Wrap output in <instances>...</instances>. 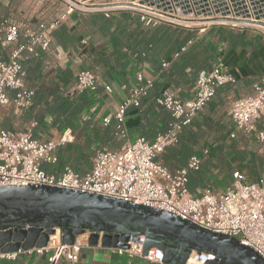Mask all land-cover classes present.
<instances>
[{
  "label": "crops",
  "instance_id": "crops-1",
  "mask_svg": "<svg viewBox=\"0 0 264 264\" xmlns=\"http://www.w3.org/2000/svg\"><path fill=\"white\" fill-rule=\"evenodd\" d=\"M70 3L69 0H0V60L7 61L10 51L24 41L22 31L16 41H4L3 18L20 30L36 29L42 22L55 20ZM263 48L264 36L249 28L214 25L198 33L195 28L164 22L147 26L130 7H119L107 13L77 9L52 29L46 52L39 57L20 59L24 83L34 90V104L21 112L11 106L0 109V126L18 132L27 130L35 122L33 135L44 140H57L61 132L70 128L73 139L56 150L62 159L58 158L56 165L46 168L55 173L65 165H73L72 153L82 159L76 165L83 174L90 169L97 150H118L123 144L124 141L108 131L109 124L104 125L102 118L112 114L128 94L135 83L137 69L142 68L146 77L154 79L155 92L167 88L180 98L188 99L193 95L198 71L211 68L215 61L223 63V59H235L240 51L248 57L257 52L243 71L239 67L225 66L236 77V82L219 87L183 130L179 142L157 156L170 171L183 167L189 157L199 156L198 169L188 171L190 192L199 195L209 188L221 193L233 184L237 173L243 175L245 181H254L264 168L263 144L253 135L237 130L229 111L235 99L253 94L252 85L264 78ZM135 53L144 55L134 57ZM175 53H178L176 58ZM170 58L174 60L168 66L159 65L166 60L170 62ZM81 69L94 71L99 85L93 93L84 91L72 95ZM122 84L126 88H122ZM104 85H110L111 91H105ZM125 123L128 139L143 136L152 140L165 129V112L158 108L150 94L142 100L140 108L127 109ZM63 157L66 158L63 160ZM50 253L21 252L14 260L0 261V264H51ZM55 264L149 263L101 244L92 246L85 242L73 262L60 258Z\"/></svg>",
  "mask_w": 264,
  "mask_h": 264
},
{
  "label": "built area",
  "instance_id": "built-area-1",
  "mask_svg": "<svg viewBox=\"0 0 264 264\" xmlns=\"http://www.w3.org/2000/svg\"><path fill=\"white\" fill-rule=\"evenodd\" d=\"M125 0H100L96 4H112L95 9H85L73 3L49 23H40L36 29L25 28L24 41L10 51L7 61L0 60V109L13 107L17 112L33 103L34 90L24 83L25 73L21 58L39 57L49 49L52 29L59 20L74 10H114ZM94 3V2H91ZM139 13L145 25L161 22L195 28L198 33L210 26L226 25L256 29L264 36V0H140L139 7H130ZM5 42H14L19 36L17 25L1 22ZM190 42V41H189ZM184 48H182L183 50ZM178 53L174 54V58ZM169 65L168 61L162 66ZM135 83L120 101L116 110L102 118L107 125L115 119L118 128L124 122L126 110L137 106L139 98L151 85L142 68L134 73ZM98 76L90 69H81L76 75L71 92H93ZM236 77L218 61L209 69L198 71L191 98L181 100L171 92H164L157 103L171 115L170 129L152 140L142 136L128 139L124 130L118 136L125 139L118 150L101 148L92 157L91 167L83 174L70 166H63L55 173L46 166L56 165L57 147L70 142L73 133L66 128L57 140L38 139L33 135L35 122L25 131H10L0 126V187L6 185H47L52 187L96 193L134 204L170 212L212 232L236 238L250 247L264 261V168L254 181H245L237 173L233 184L221 193L205 189L194 195L188 188L189 169H198L200 157L191 156L186 164L174 171L156 161L166 146L177 142L176 132L188 125L207 104L218 87L234 84ZM126 88L125 84L121 85ZM253 94L235 99L229 108L237 130L253 135L264 146V78L252 85ZM8 90L12 91L11 94ZM104 90L111 91L110 85ZM89 232L75 237L72 244H62L59 230L50 235L44 247L27 250L1 251L0 261L14 260L21 252L44 254L51 251L48 261L57 263L60 258L73 262L80 248L87 242ZM145 237L129 238L127 248L108 247L119 254L145 260L149 264H165L161 249L152 247L144 254ZM216 259L211 253L191 251L185 264H206Z\"/></svg>",
  "mask_w": 264,
  "mask_h": 264
},
{
  "label": "water",
  "instance_id": "water-1",
  "mask_svg": "<svg viewBox=\"0 0 264 264\" xmlns=\"http://www.w3.org/2000/svg\"><path fill=\"white\" fill-rule=\"evenodd\" d=\"M95 9L112 4L69 0ZM140 0L116 2L139 7ZM59 230L62 244H72L89 232V245L127 248L129 238L145 237L144 254L161 249L165 264H185L191 251L211 253L206 264H264L261 257L236 238L212 232L166 211L129 201L47 185L0 187V250H27L47 245Z\"/></svg>",
  "mask_w": 264,
  "mask_h": 264
},
{
  "label": "trees",
  "instance_id": "trees-1",
  "mask_svg": "<svg viewBox=\"0 0 264 264\" xmlns=\"http://www.w3.org/2000/svg\"><path fill=\"white\" fill-rule=\"evenodd\" d=\"M4 20H6L7 22H8V19H6V18H3L2 20H1V22L2 21H4ZM10 23V22H9ZM152 25H156V24H152ZM152 25H147V26H152ZM21 31L23 32V30H20L19 29V34L21 33ZM180 49V48H179ZM180 51V50H179ZM140 55H144V53H135L133 56L135 57H138V56H140ZM176 58V57H175ZM172 60H174L173 58H170V62L169 63H172L173 61ZM167 61V60H166ZM172 61V62H171ZM215 61V60H214ZM217 63V61H215V62H213V64H212V66L213 65H215ZM159 65H161L162 66V63H160ZM163 67V66H162ZM23 69V68H22ZM159 69H161V68H159ZM24 71V70H23ZM94 72V71H93ZM95 73V72H94ZM96 74V73H95ZM97 75V74H96ZM149 78H152V77H149ZM153 79V78H152ZM196 79V78H195ZM194 82H195V80H194ZM98 83H99V81H98ZM154 79L152 80V83H151V85L146 89V92H145V94H143L140 98H139V104L137 105V106H130V107H134V108H140L141 107V102H142V100L145 98V97H149L150 96V94H151V96H152V100L154 101V103L158 106V108H160L161 110H163V112H165V129L163 130V131H161V132H159V133H157L155 136H157V135H159V134H165V133H167L168 131H169V129H170V122L172 121V117H171V115H170V113L164 108V107H162V106H160L158 103H157V99L160 97V96H162V94L164 93V92H171V93H173L171 90H169V89H162V90H160V91H157V92H155V86H154ZM98 85L99 84H97V87H98ZM193 86H194V84H193ZM221 87V86H220ZM219 88V87H218ZM217 88V89H218ZM97 89V88H96ZM96 91V90H95ZM94 92V91H93ZM92 92V93H93ZM216 92V91H215ZM71 94L72 95H75V94H77L76 92H71ZM174 94V93H173ZM176 97H178L179 99H181V100H186V99H182V98H180V96H178V95H176V94H174ZM34 98V97H33ZM189 99V98H188ZM33 104H34V102L32 103V105L29 107V108H31L32 106H33ZM129 107V108H130ZM29 108H27V109H29ZM26 109V110H27ZM202 110V109H201ZM200 110V111H201ZM199 111V112H200ZM126 112H127V110H126ZM198 112V113H199ZM197 113V114H198ZM125 115H126V113H125ZM194 118V117H193ZM193 120V119H192ZM192 123V121L189 123V124H191ZM188 124V125H189ZM188 125H185V126H183L178 132H176L175 134H176V139H177V142H175V143H178L179 142V140H180V136H181V133L183 132V130L188 126ZM118 126V123H117V121L115 120V119H111V121H110V123H109V126H108V131L109 132H111L112 133V135H113V137L114 138H116V139H120V140H122V141H125V139H122V138H120L119 136H118V134H119V132L121 131V130H124L125 132H126V134H127V138H129V134H128V130H127V127H126V123H125V117H124V122L121 124V126H120V128H118L117 127ZM143 137V136H142ZM145 138V137H144ZM148 140V139H147ZM124 143V142H123ZM172 144H174V143H172ZM172 144H170V145H172ZM170 145H168V146H170ZM168 146H166V147H168ZM165 147V148H166ZM165 150V149H164ZM57 154V153H56ZM161 154V153H160ZM159 155V154H158ZM157 155V156H158ZM157 156H156V161L158 162V163H160V164H162L160 161H158L157 160ZM195 156V155H194ZM59 159L61 158L62 159V155L60 156L59 155V153H58V156H57ZM70 157H72L73 159H74V161H73V165H70V167L75 171V172H77V173H79V174H82V173H80V169H79V166L78 165H76V164H78L80 161L82 162V159H80V158H78V157H74L73 155H72V153H71V156ZM199 157V156H198ZM66 158V157H65ZM64 157H63V160L65 159ZM201 159V158H200ZM91 162H92V160H91ZM163 165V164H162ZM68 166V165H67ZM166 167V166H165Z\"/></svg>",
  "mask_w": 264,
  "mask_h": 264
},
{
  "label": "rangeland",
  "instance_id": "rangeland-1",
  "mask_svg": "<svg viewBox=\"0 0 264 264\" xmlns=\"http://www.w3.org/2000/svg\"><path fill=\"white\" fill-rule=\"evenodd\" d=\"M249 29L251 28L249 27ZM252 30H255L256 32H258L256 29H252ZM261 52L264 53V48L261 49ZM256 53L257 52H254L253 54H251L252 55L251 57L250 56L248 57L247 53L240 51L238 55H236L237 57H235V59L233 58L229 60L228 58H226V59H223V63L225 66L228 65V67H231V69H233L235 66V67H239V69L243 71V67L248 66L251 63V60H253L255 58V55L258 54Z\"/></svg>",
  "mask_w": 264,
  "mask_h": 264
},
{
  "label": "bare ground",
  "instance_id": "bare-ground-1",
  "mask_svg": "<svg viewBox=\"0 0 264 264\" xmlns=\"http://www.w3.org/2000/svg\"><path fill=\"white\" fill-rule=\"evenodd\" d=\"M104 4H107V3H104ZM96 5H97V4H96ZM117 6H119V4H118Z\"/></svg>",
  "mask_w": 264,
  "mask_h": 264
}]
</instances>
